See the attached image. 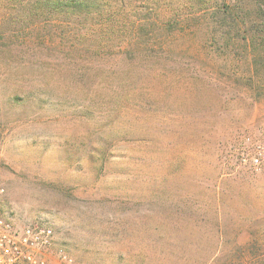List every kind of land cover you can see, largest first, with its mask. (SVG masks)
Masks as SVG:
<instances>
[{"label": "rangeland", "instance_id": "374dc122", "mask_svg": "<svg viewBox=\"0 0 264 264\" xmlns=\"http://www.w3.org/2000/svg\"><path fill=\"white\" fill-rule=\"evenodd\" d=\"M125 1L148 50L0 0L4 217L77 264H264V61L215 24L233 0Z\"/></svg>", "mask_w": 264, "mask_h": 264}, {"label": "trees", "instance_id": "16d2710c", "mask_svg": "<svg viewBox=\"0 0 264 264\" xmlns=\"http://www.w3.org/2000/svg\"><path fill=\"white\" fill-rule=\"evenodd\" d=\"M32 9L47 11L50 15H62L69 23L84 20L96 21L100 28L101 38L117 39L126 45L116 46L124 53L150 49L145 35L149 34L138 26L130 32L122 28L126 15L125 0H29ZM247 3L253 6L249 9ZM215 24L222 29L245 33V48L250 49L254 64L264 61V0H236L223 8H215ZM246 34H248L246 36ZM259 47V48H258Z\"/></svg>", "mask_w": 264, "mask_h": 264}, {"label": "built area", "instance_id": "2783aa9c", "mask_svg": "<svg viewBox=\"0 0 264 264\" xmlns=\"http://www.w3.org/2000/svg\"><path fill=\"white\" fill-rule=\"evenodd\" d=\"M254 153L251 164L256 169L263 167L264 148L258 146ZM3 194L0 188V199ZM57 241L52 227L16 225L4 217L0 205V264H77Z\"/></svg>", "mask_w": 264, "mask_h": 264}]
</instances>
